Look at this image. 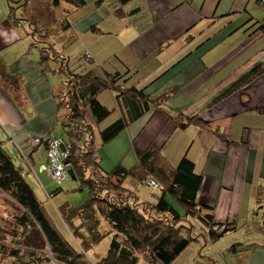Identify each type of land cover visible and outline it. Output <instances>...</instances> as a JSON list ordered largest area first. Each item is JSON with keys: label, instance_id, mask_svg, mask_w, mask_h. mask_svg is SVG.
I'll list each match as a JSON object with an SVG mask.
<instances>
[{"label": "crops", "instance_id": "0c3cea01", "mask_svg": "<svg viewBox=\"0 0 264 264\" xmlns=\"http://www.w3.org/2000/svg\"><path fill=\"white\" fill-rule=\"evenodd\" d=\"M84 1L81 9L63 2L54 14L60 26L52 19L46 41H35L26 26L11 20L7 0H0V75L17 67L18 59L28 71H12L6 87L0 85L10 99L0 90V102L27 115L31 104L41 105L33 77H45L36 74L41 71L43 47L51 50L50 43L55 45L64 63L78 40L89 39L87 53L98 67L97 76L131 70L138 89L153 99L167 97L161 103L157 100L160 107L101 148L102 168L111 171L122 164L131 169L137 163L135 150L144 151L152 144L173 167L189 159L202 177L198 205L213 217L214 224L229 225L228 235L242 230L244 239H235L230 249L253 252L255 241H264V1ZM20 43H24L22 49ZM18 45L19 52L9 60L7 51ZM34 49L40 59L29 64L26 58ZM103 95L101 103L108 108L116 105V99L106 101ZM166 111L198 117L205 126L193 121L185 129L177 128ZM42 126L10 139L22 144L31 135L44 138ZM137 195L150 204L158 198L157 191L141 186ZM192 224L208 238L200 223ZM239 259L241 264H264V243L257 244L254 255Z\"/></svg>", "mask_w": 264, "mask_h": 264}, {"label": "trees", "instance_id": "16d2710c", "mask_svg": "<svg viewBox=\"0 0 264 264\" xmlns=\"http://www.w3.org/2000/svg\"><path fill=\"white\" fill-rule=\"evenodd\" d=\"M7 2L11 20L21 27L26 26L35 41H46L49 37V21L54 20V14L63 2L71 3L76 9L86 5L84 0ZM54 25L60 26V23ZM54 46L50 43L51 50L43 47L42 63L52 59L59 62V74L67 77L58 100L59 109H66L61 121L70 139L65 143L57 137H34L40 139L39 144H29L34 151L45 147L49 172L48 153L52 141L59 140L65 149L62 155L65 157L63 163L67 165V177L57 182L49 175L51 180L61 185L66 180H74L73 177L80 178L89 189L90 199L79 208L66 204L60 209L62 219L76 241L73 245L49 218L23 168L15 164L5 149L6 142L0 137V190L19 207L18 228L11 242L0 244V254L13 264H139L144 256L151 264H173L195 241L192 221L204 227L211 242L228 235L229 225L214 224L213 217L198 205L202 177L196 174L195 165L189 159L183 158L177 167H173L152 144L144 151L135 150L137 163L131 169L122 164L111 171L102 168L101 148L154 107H160L167 97L153 99L138 89L136 83L130 84L134 76L131 70L97 76L98 67L89 53L83 58L72 61L67 58L61 63L63 60ZM92 66L95 67L90 71L85 70ZM105 91L114 93L121 117L101 129V123L112 114V109L99 99ZM166 115L177 128L185 129L193 121L205 126L198 117L185 118L169 111ZM148 180L159 185L158 188H153ZM139 186L157 191L156 203L142 202L137 195ZM60 191L57 189L56 193ZM102 219L109 223L108 232L101 231ZM106 236L111 237L108 253L99 261H91L87 252Z\"/></svg>", "mask_w": 264, "mask_h": 264}, {"label": "rangeland", "instance_id": "374dc122", "mask_svg": "<svg viewBox=\"0 0 264 264\" xmlns=\"http://www.w3.org/2000/svg\"><path fill=\"white\" fill-rule=\"evenodd\" d=\"M27 40V47L29 48L31 42L29 39ZM88 40L89 39L87 38L83 40L80 39L74 44L73 48L69 51L71 61L77 58H83L87 55L86 42H88ZM23 44L24 43H20L21 49ZM105 50H107V45L105 46ZM15 52H19V45L16 48H10L6 53V57L10 60V58L16 54ZM39 54L40 52L37 49H34L31 54L32 56H27V63L36 64V60L40 59L38 58ZM17 62L20 63L17 65V67H12L11 72L8 69L0 75V85H2L4 88L6 87L4 82H6V78H10L9 76L11 75L12 71H15L17 68H19L28 73L27 69L24 68L25 62L21 63L20 59H18ZM39 67L41 71L36 72V74L42 73L45 77L42 78V80H40L38 76L33 77V84L35 86L37 85L35 88V93L40 98L41 105L36 107V105L34 106L31 104V107L27 109V115H25L24 111H21L20 108L11 105L6 106L0 102V137L6 141L5 149L15 164L23 168L28 183L34 189L38 200L44 205L49 218L59 229V231L73 245H76V241L72 237V233L62 219L60 209L66 204L72 208H79L85 205L90 199L89 189L83 185V181L80 178L77 180H66L61 185L54 183L49 176L45 147L41 146L37 151H34V148L29 143L32 142V144H35L37 141L33 139L34 137H32V135L30 140H27L22 144H16L19 143L17 140L14 144L10 139L15 135L18 136V133L21 131H25L27 129L32 130L33 128L37 129L43 125L41 132H43L44 138L57 137V139L62 140L65 143L69 142V135L64 130L61 121V118L66 114V109H59L58 100V96L62 95V92L64 91V82H67V77L66 75H61L58 73L55 61L50 62V64H44L42 61H40ZM133 78L129 82L130 84H132ZM2 92L10 99L4 90H2ZM103 99L106 101L111 99L112 101L115 98L113 97V93L111 91H105ZM110 109H112V114L101 123V129L108 127L121 117V111L117 104H111ZM50 111L54 113V116H50V114L46 118L47 115H45V112L48 113ZM220 114L221 113L219 112L217 115ZM42 117L46 119L41 120L40 118ZM9 128L13 129L11 133H9ZM39 140L40 139L38 138V141ZM57 189H61V191L56 193ZM145 191L146 190H142V192ZM18 215L19 207L17 204L5 192L0 190V244H3L4 242H11L14 232L18 228ZM100 228L102 232H108L109 223L102 219ZM241 231L235 236L226 234L224 237L219 238L215 242H211L210 239H208L209 237H204L203 232H196L193 229L192 237L195 239V241L189 245V247L174 261L173 264H241V260L239 258H243L245 254L248 255L253 253L254 255L257 244H259V242L264 243L261 238H258V240L255 241L256 245H254L253 252L235 253L230 248L234 244L233 242L235 239H244L245 235ZM110 241V236L103 238L98 244L94 245L92 249L87 252L88 258L93 262L102 259L108 253ZM246 246H249V244ZM257 254L259 255V252ZM0 264L13 263L9 259H6L5 256L0 254ZM139 264L151 263L148 257L144 256L141 258Z\"/></svg>", "mask_w": 264, "mask_h": 264}, {"label": "built area", "instance_id": "2783aa9c", "mask_svg": "<svg viewBox=\"0 0 264 264\" xmlns=\"http://www.w3.org/2000/svg\"><path fill=\"white\" fill-rule=\"evenodd\" d=\"M39 144L40 140L35 139ZM64 152L62 151V144L59 140L52 141V147L48 153V161H49V175L54 181L60 182L66 179L67 177V165L63 163L64 156L62 155ZM150 185L153 188H158L159 185L155 184L152 180H148Z\"/></svg>", "mask_w": 264, "mask_h": 264}, {"label": "water", "instance_id": "95a60500", "mask_svg": "<svg viewBox=\"0 0 264 264\" xmlns=\"http://www.w3.org/2000/svg\"><path fill=\"white\" fill-rule=\"evenodd\" d=\"M62 151H63V152H65V149H64V147H62ZM73 179H74V180H76L74 177H73Z\"/></svg>", "mask_w": 264, "mask_h": 264}]
</instances>
